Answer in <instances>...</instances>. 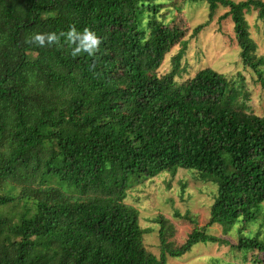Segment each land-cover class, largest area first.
<instances>
[{
  "label": "trees",
  "instance_id": "1",
  "mask_svg": "<svg viewBox=\"0 0 264 264\" xmlns=\"http://www.w3.org/2000/svg\"><path fill=\"white\" fill-rule=\"evenodd\" d=\"M184 1L206 2L210 16L228 9L222 18L264 102V56L247 19L264 20V0ZM164 2L0 0V264H170L198 243L229 245L242 259L220 264H264V114L240 71L205 66L180 82L160 72L207 25L192 28L185 7ZM72 25L101 38L95 55L73 58L64 37L26 42ZM186 168L218 184L211 216L178 246L157 216L158 256L128 193ZM215 224L237 242L209 232Z\"/></svg>",
  "mask_w": 264,
  "mask_h": 264
},
{
  "label": "rangeland",
  "instance_id": "2",
  "mask_svg": "<svg viewBox=\"0 0 264 264\" xmlns=\"http://www.w3.org/2000/svg\"><path fill=\"white\" fill-rule=\"evenodd\" d=\"M164 1L166 8H174L176 5L185 7L184 14L192 28L204 23L207 25L197 35L191 34L193 32L191 30V33L184 37L185 46L180 43L175 45L165 57L160 72L168 73L173 70L175 80L180 82L205 66L226 74L240 71L245 74L252 91L251 103L254 110L263 115L261 85L254 80L253 76L256 78V74L252 75V70L245 67L241 61L240 47L237 44L231 17L222 18L228 9L220 6L213 16H210L206 2ZM247 19L251 25V35L258 44V52L264 56V20L258 17L257 11L249 12ZM181 52L182 60L179 68L176 69L173 57ZM217 189V183L201 180L199 173L191 168L179 169L176 175L162 172L152 179L135 184L129 190L127 201L140 211L141 225L147 229L144 236L147 247L161 256L160 224L155 221L159 215L167 219L168 227H171L168 228L169 240L173 241L175 246L182 244L195 227L206 226L211 216V206ZM177 213L182 216L187 215L192 221L177 216ZM209 232L230 240L232 244L237 242V237L226 234L218 224L210 226ZM236 253L238 251L233 252L229 245L198 243L183 256H169L168 260L170 264H220L242 261L235 258ZM247 264L251 262L248 261Z\"/></svg>",
  "mask_w": 264,
  "mask_h": 264
},
{
  "label": "clouds",
  "instance_id": "3",
  "mask_svg": "<svg viewBox=\"0 0 264 264\" xmlns=\"http://www.w3.org/2000/svg\"><path fill=\"white\" fill-rule=\"evenodd\" d=\"M61 37L65 38V42L71 48V55L73 58L76 56L87 53L88 55H95L99 51V47L102 43L95 32L85 28L83 32L77 30L75 25L70 26L67 32H51L47 34L36 33L29 37L26 42L34 43L40 47L47 45H60Z\"/></svg>",
  "mask_w": 264,
  "mask_h": 264
}]
</instances>
